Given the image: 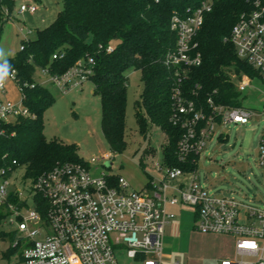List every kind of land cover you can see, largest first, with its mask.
I'll list each match as a JSON object with an SVG mask.
<instances>
[{"label":"built area","instance_id":"1","mask_svg":"<svg viewBox=\"0 0 264 264\" xmlns=\"http://www.w3.org/2000/svg\"><path fill=\"white\" fill-rule=\"evenodd\" d=\"M37 7L21 6L20 13H35ZM213 11V1L206 0L187 15H174L170 29L177 40L175 48L164 58L172 79L171 122L183 133L177 157L188 164L198 157L196 169H183L165 163L158 165L160 179H152L140 191H129L128 182L119 176L116 185L111 175L93 176L88 167L66 163L30 180L25 192L13 179L14 173L0 176V207L8 216L4 223L16 228L12 248H18L19 264H119L118 250L139 264H163L162 250L166 226L175 219L170 207H190L194 211L195 229L204 234H222L235 239L234 259L220 264H264V206H247L234 197L211 191L198 173L199 160L217 130L228 124H247L257 114L245 107L217 102L218 91L202 97L201 86L185 88L193 69L202 65L197 36L205 17ZM6 14L8 11H5ZM230 41L238 58L246 61L264 82V0H253V9L244 13L233 27ZM23 49V47H21ZM113 47L108 48L112 52ZM55 54L53 59L62 58ZM94 60L78 61L63 75L42 69L49 82L66 94L90 81ZM239 93L253 78L245 73L227 71ZM9 81L20 99L0 100V137L6 126L18 117H27L24 88L13 71L5 78L0 93ZM264 122V108L258 115ZM224 136L219 132L217 138ZM258 157L264 164V126ZM111 153L102 159L109 161ZM99 160L93 159V162ZM27 182V181H25ZM40 196L43 204L36 201ZM30 200L33 201L30 206Z\"/></svg>","mask_w":264,"mask_h":264},{"label":"trees","instance_id":"2","mask_svg":"<svg viewBox=\"0 0 264 264\" xmlns=\"http://www.w3.org/2000/svg\"><path fill=\"white\" fill-rule=\"evenodd\" d=\"M204 1L64 0L62 10L51 25L38 30L36 39L22 41L23 49L16 56L0 60V64L6 60L10 65L9 74L15 71L17 79L28 84L24 88V106L30 112L29 116H20L7 125L6 135L0 137V176L2 171L10 175L23 168L26 179L36 180L61 164L88 167L77 144L47 141L44 115L55 98L34 79V74L36 68H47L52 75H63L78 61L87 63L89 58L94 60L90 81L102 102V132L112 152L122 153L128 148L126 73L136 70L141 72L144 84L140 100L135 104L140 134L147 137L154 126L159 127L167 137L162 147L163 163L196 169L197 156L188 164L180 163L177 157L183 131L170 119L172 79L164 58L176 46L177 37L170 29L173 16L187 15ZM212 1L213 11L205 17L197 36L203 62L191 71L185 88L201 86L202 97L216 90L218 103L241 106L236 85L227 71L245 73L251 78L258 73L238 58L230 36L241 15L253 9V0ZM14 4V0H0V34ZM4 6L8 7L7 14ZM109 47H113L112 52H108ZM55 54L63 56L54 60ZM118 178L112 174L110 181L116 185ZM36 201L43 204L40 196ZM7 216L4 206L0 207V225ZM5 235L1 233L2 237ZM10 236L14 241L15 233ZM18 251V248L9 249L3 257L10 259Z\"/></svg>","mask_w":264,"mask_h":264},{"label":"rangeland","instance_id":"3","mask_svg":"<svg viewBox=\"0 0 264 264\" xmlns=\"http://www.w3.org/2000/svg\"><path fill=\"white\" fill-rule=\"evenodd\" d=\"M10 19L4 22L0 34V49L6 53L4 59L17 55L22 41L34 40L37 31L51 25L63 8L64 0H14ZM21 6L37 7L35 13H20ZM4 12L8 10L3 7ZM114 44V43H113ZM128 102L126 120V140L128 148L122 153L112 152L102 132V102L99 94L94 93V85L86 81L79 88L64 94L51 84L49 77L36 68L34 79L46 87L54 96L55 103L44 115V135L47 141L59 140L66 144H77L80 156L90 165L93 176L102 172L123 177L129 184V191H140L152 179H160L158 165L162 164V147L167 137L159 127L154 126L147 137L139 132L135 104L140 100L143 81L140 71L129 70ZM7 78V77H6ZM0 100L18 101L20 94L9 82ZM239 93V92H238ZM240 104L255 112L247 124H228L207 143L199 160L201 183L209 190L234 197L247 206H264V164L258 157L259 144L264 122L258 116L264 108V82L257 76L250 86L239 93ZM150 149L151 152L147 150ZM111 153L109 161L102 157ZM93 159L99 160L93 162ZM13 179L25 192L30 191L31 182L25 177V170L18 169ZM27 181V182H25ZM33 203L30 200V206ZM175 215L166 226L162 262L163 264H220L221 260L234 259L235 239L222 234H204L195 229L194 211L190 207H170ZM16 228L8 223L0 225V264H19L20 250L4 258L3 254L12 249L11 234ZM1 233H5L4 237ZM119 264H139L117 252Z\"/></svg>","mask_w":264,"mask_h":264},{"label":"clouds","instance_id":"4","mask_svg":"<svg viewBox=\"0 0 264 264\" xmlns=\"http://www.w3.org/2000/svg\"><path fill=\"white\" fill-rule=\"evenodd\" d=\"M6 53L3 49H0V60H4ZM10 65L5 60L3 64H0V87L3 86L5 78L9 75Z\"/></svg>","mask_w":264,"mask_h":264},{"label":"crops","instance_id":"5","mask_svg":"<svg viewBox=\"0 0 264 264\" xmlns=\"http://www.w3.org/2000/svg\"><path fill=\"white\" fill-rule=\"evenodd\" d=\"M94 93H95V90H94ZM172 208H174V207H172ZM170 224H171V223H170ZM170 224H169V225H170Z\"/></svg>","mask_w":264,"mask_h":264}]
</instances>
